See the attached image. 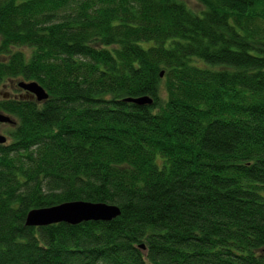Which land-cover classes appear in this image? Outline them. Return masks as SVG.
I'll list each match as a JSON object with an SVG mask.
<instances>
[{
    "label": "trees",
    "instance_id": "obj_1",
    "mask_svg": "<svg viewBox=\"0 0 264 264\" xmlns=\"http://www.w3.org/2000/svg\"><path fill=\"white\" fill-rule=\"evenodd\" d=\"M196 1L0 0V264H264V0Z\"/></svg>",
    "mask_w": 264,
    "mask_h": 264
},
{
    "label": "water",
    "instance_id": "obj_2",
    "mask_svg": "<svg viewBox=\"0 0 264 264\" xmlns=\"http://www.w3.org/2000/svg\"><path fill=\"white\" fill-rule=\"evenodd\" d=\"M162 75V74H161ZM17 87L36 98L38 102L47 99L45 90L35 82H18ZM137 105H150L152 100L148 97L137 99H126ZM0 123L12 124L10 117L0 113ZM6 139L0 135V144H4ZM120 211L118 207L103 203H91L86 201H73L55 205L52 207L34 209L27 213L25 225L29 227H43L57 223L76 225L87 221H111L118 217ZM140 248L144 249L141 245Z\"/></svg>",
    "mask_w": 264,
    "mask_h": 264
},
{
    "label": "rangeland",
    "instance_id": "obj_3",
    "mask_svg": "<svg viewBox=\"0 0 264 264\" xmlns=\"http://www.w3.org/2000/svg\"><path fill=\"white\" fill-rule=\"evenodd\" d=\"M183 1L188 5L189 8H191L194 11H199L202 9V7L197 3L196 0H183ZM15 85H16V83H13L12 86L9 87V85L7 84L8 88L0 90V91H3V92L8 91L12 94L13 93L17 94L19 89H16ZM0 100H2L1 97H0ZM10 129H11V125L0 123V135L5 137L6 142H8V140H9L7 133L10 131Z\"/></svg>",
    "mask_w": 264,
    "mask_h": 264
},
{
    "label": "flooded vegetation",
    "instance_id": "obj_4",
    "mask_svg": "<svg viewBox=\"0 0 264 264\" xmlns=\"http://www.w3.org/2000/svg\"><path fill=\"white\" fill-rule=\"evenodd\" d=\"M12 84H13V83L8 84L9 87H11ZM2 88H3V89H7L8 86H7V85H4ZM15 88L18 89V88L16 87V85H15ZM0 97H1L2 99H11V98H13V99H24V98L33 99V96H32L31 94L26 93V92L21 91V90H18V93H17V94H15V93L12 94V93H10V92H8V91H6V92H3V91H2V92L0 93Z\"/></svg>",
    "mask_w": 264,
    "mask_h": 264
}]
</instances>
